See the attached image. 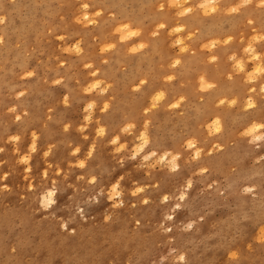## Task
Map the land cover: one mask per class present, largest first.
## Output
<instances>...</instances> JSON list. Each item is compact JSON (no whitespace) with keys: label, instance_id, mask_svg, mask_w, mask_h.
<instances>
[{"label":"rangeland","instance_id":"1","mask_svg":"<svg viewBox=\"0 0 264 264\" xmlns=\"http://www.w3.org/2000/svg\"><path fill=\"white\" fill-rule=\"evenodd\" d=\"M240 1H221L226 6L220 20L210 18L199 23L184 18L178 25L188 24L186 29L195 34L197 46L203 44L206 37L213 39L237 34L243 38L247 23L253 27L264 26V0H251L236 12H229V6ZM85 3L92 15L90 19L96 22L76 29L78 25L72 20L73 15L76 12L81 14ZM159 4L160 0H0V139L11 138L4 147L0 146V175L4 177V185L0 183V264H20L17 262L20 256L18 249L27 241H36L43 231L56 236H72L85 230L88 234L89 227L98 222L102 226L110 222L119 224L125 238L134 239L140 245L120 264H192L241 243L243 236L254 229V233L257 232L255 227L264 220V112L258 119L260 127L252 138L230 144L217 160L220 165H197L195 145L187 149L189 158L193 160L192 167L179 163L176 168H170V156L162 160L145 159L144 156L153 152L148 145L140 154L131 150L117 158L105 178L97 176L79 189L74 185V179H70L71 174L57 173V164L50 162L49 157L45 158L47 163L42 166L49 169L50 176L56 173V177L43 180L41 174L35 173V164L42 160L38 159L40 146H31L33 149L29 150V141L27 151L21 148V140L17 141V136L36 130L33 122L36 114L32 115L28 109L31 104L38 103L42 107L40 112L45 114H53L57 103L72 106L75 74L85 75L90 68L88 66H93L90 60H79L80 55L88 48L92 51L98 49L97 41L102 33L112 30L116 20L123 17L144 28L161 22ZM248 7L254 10L250 17L242 11ZM98 10L97 19L93 18V12ZM109 34L111 42L113 36L111 32ZM150 37L157 39L159 36L153 34ZM236 42L237 39L232 44ZM76 45L82 49L79 56L73 52ZM256 46L261 49L264 61V39L259 40ZM171 50L178 55L175 52L177 46ZM146 52L155 55L152 60L160 58L157 47ZM105 54L107 52L101 57L106 58ZM106 59L101 62L102 66L106 72H111L110 58ZM231 62L232 57L221 61L225 67ZM146 65L139 64L140 68L132 71L133 75L147 74L143 71ZM194 67V64L190 65L189 71L184 69L179 75V65L169 68L173 77L165 83L167 89L176 85L180 80L178 76L185 71L192 74L196 70ZM204 67V73H212L207 64ZM106 80L104 83H109ZM140 81L141 78L137 77L132 83L138 85ZM155 85L161 89L156 80ZM133 91L135 97L141 93L139 88ZM198 100L202 101V96ZM73 105L75 111L70 122L82 124L87 104ZM258 106L264 108V102ZM190 113L191 109L186 105L179 116L174 113L171 119L178 124L180 117ZM258 113L257 108L246 112L235 109L234 117L238 122L233 124V128L236 134L240 135ZM139 121L144 123L143 118ZM81 130L84 135L87 133L84 128ZM186 131L182 129L180 137H185ZM219 152L222 153L221 148ZM22 154L28 155V161L24 164L25 171L20 172L21 179L18 174L15 182L13 176L17 170L14 173L8 169H18L11 162L14 159L16 162ZM163 154L164 151L159 152V156ZM216 154L217 150L211 158ZM64 165L67 166L65 169L70 168L69 164ZM132 167L138 169L137 174L131 171ZM82 176H77L76 181L86 179ZM125 181L128 182L127 192H132L128 193L129 200L123 197L126 193L121 184ZM114 183L118 184L120 196L113 199L116 210L109 212L104 206L105 195L112 194L113 190L105 187ZM38 185H41L40 189ZM18 187L19 194L11 199L10 195H14ZM136 187H139L137 191ZM48 192L52 193V198L42 205L40 199ZM6 214L8 220L5 219ZM253 253L259 256L258 263L254 264H264V234H259L255 241L251 238L245 254L249 258ZM35 259L32 253L26 257L28 264L34 263Z\"/></svg>","mask_w":264,"mask_h":264},{"label":"bare ground","instance_id":"2","mask_svg":"<svg viewBox=\"0 0 264 264\" xmlns=\"http://www.w3.org/2000/svg\"><path fill=\"white\" fill-rule=\"evenodd\" d=\"M160 1L161 4L157 8L162 10L161 22L144 28L123 17L120 21L116 20L112 30L100 35L97 41L98 49L92 51L88 48L80 55L81 46L76 45L73 48V52L80 55L79 60H90L93 66H88L90 68L85 75L75 74L76 82L71 92L72 106L57 103L53 108V114L41 113L42 107L38 103L28 107L32 115L36 114L33 121L36 123V130L21 134V139L17 136V141L21 140V148L27 151L29 141V150L33 149L31 146H40L38 159L42 160L35 164V173L41 174L43 180L56 177V173L50 176L49 169L42 166L47 163L46 157H49L50 162L57 164V173L71 174L70 179H74L73 183L79 189L82 186L86 187V182L92 181L97 176L105 178L106 172L111 171L117 158L131 150L140 154L148 145L153 152L144 157L162 160L163 157L168 159L167 156H170L168 159L170 168H176L179 163L185 167H192L193 160L189 158L187 149H192L195 145L197 147L194 149V157L198 161L197 165L212 166L215 163L219 164L217 160L228 150L230 144L241 139L250 140L260 127L258 119L262 118L264 108L258 105L264 102V61L263 53L256 45L259 40L264 39L262 38L264 26L253 27L252 24L247 23L243 38H239L237 34L213 39L206 37L204 43L197 46L195 34L186 29L187 23L178 25L179 20L186 18L188 21L199 23L210 18L220 20L226 6L221 3L223 0ZM228 2L232 3V1ZM250 2L251 0H242L229 6V12H236L242 4ZM82 8L81 14L78 15L76 12L72 18L78 25L76 29L96 22L90 19L92 15L88 4H83ZM149 9L152 10L150 7ZM244 10H242L244 13L249 14L246 17H250L254 11L249 7ZM98 12L99 10L93 12V18H96ZM259 30H262L261 33H258ZM110 32L113 36L111 42L108 38ZM153 34L159 37L152 39L150 36ZM235 39L238 42L232 44ZM175 46L178 47V50H175L178 55L171 50ZM155 47L159 50L158 60H152L155 55L146 52ZM105 52H107L106 58H110V65L113 68L111 72H106L101 63L108 60L105 56L101 57ZM228 57H232V62L225 67L221 61ZM141 63L147 64L143 70L147 71V74L134 76L132 71L138 70ZM192 64L196 70L188 75L186 71L190 70ZM206 64L209 71H212L211 74L203 72ZM178 65L179 69H175L178 75L184 69L186 71L180 76L177 75L180 80L176 85L167 89L165 83L173 77L169 68ZM137 77H140L141 81L135 85L132 81ZM106 79L109 80L107 84L104 83ZM153 79L161 89L155 88ZM135 88L141 91L137 97L134 96ZM201 96L202 101L198 100ZM75 103L87 104L82 124L70 122L71 114L75 111L73 105ZM186 105H189L191 113L186 117H180L179 125L175 124L174 119L172 121L171 118L174 113L179 116ZM256 108L260 113L240 135L236 134L233 124L238 121L234 117V110L246 112ZM140 118H143L144 123L139 121ZM83 128L87 131L85 135L81 130ZM125 128L128 130L124 131ZM217 128L220 131H217ZM182 129L187 130L185 137H180ZM84 137L87 138L83 139ZM144 137L147 138V144L144 143ZM9 141H11L10 137L0 139V146L4 147ZM220 148L222 153L219 152ZM216 150V156L211 158ZM161 151H164V154L159 156ZM8 157L12 159L10 155ZM27 157L28 155L22 154L16 162L15 159L11 162L18 167V169H8L9 172L14 173L17 170V174L13 176L15 182L18 179L17 175L19 174L21 179L20 172L26 169L24 164L28 161ZM87 157L88 159H85ZM64 162L69 164V169H65L67 166ZM82 166L84 168L78 170ZM27 168L30 169L29 166ZM137 170L131 168L133 173ZM82 174L86 179L81 182L76 181L77 176ZM3 178V175H0L1 186L4 185ZM117 185L114 183L105 187L113 190L112 194L105 195L104 206L109 212L116 210L113 199L115 196H120ZM38 186L40 189L41 185ZM127 186L126 181L121 184L124 188L122 190L126 193L125 195L123 193L125 200L131 199L128 193H132L127 192ZM138 189L139 187H136L135 191ZM19 192L20 187L14 190V195H10V198L14 199ZM51 198L52 193L48 192V195L41 197L40 203L43 205ZM5 219H9L7 214ZM255 228L257 232L254 233V229L253 232L246 233L241 243L229 246L220 254L209 255L206 259L192 264L258 263L257 254L253 253L249 258L245 254L251 238L255 241L259 234H264V220ZM89 231L88 234L86 230L78 231L72 236L65 234L56 236L43 231L36 241H27L21 249L18 247L17 254L20 256L17 262L28 264L26 257L32 253L36 256L32 264H120L140 246L134 242V239L125 238L119 224L110 222L102 226L98 222L92 224Z\"/></svg>","mask_w":264,"mask_h":264},{"label":"clouds","instance_id":"3","mask_svg":"<svg viewBox=\"0 0 264 264\" xmlns=\"http://www.w3.org/2000/svg\"><path fill=\"white\" fill-rule=\"evenodd\" d=\"M89 107H92V105H89ZM127 130H128L127 128L124 129V131H127ZM217 131H220V129L217 128ZM147 142H148V141H147V138L144 137V143L147 144ZM197 155H199V153H197ZM145 159H147V157H146ZM174 160H175V158H174ZM181 259H183V257H181Z\"/></svg>","mask_w":264,"mask_h":264}]
</instances>
